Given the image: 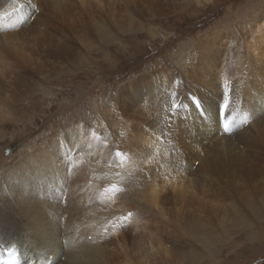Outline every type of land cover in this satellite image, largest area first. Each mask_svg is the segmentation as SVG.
<instances>
[{
    "label": "bare ground",
    "instance_id": "bare-ground-1",
    "mask_svg": "<svg viewBox=\"0 0 264 264\" xmlns=\"http://www.w3.org/2000/svg\"><path fill=\"white\" fill-rule=\"evenodd\" d=\"M191 1L200 3V0ZM129 2L133 4L128 6ZM171 4V9L180 10L175 2ZM165 9L161 0H0V141L10 134L14 124H29L31 107L47 108L45 105L52 95L50 83L56 81L50 82L49 75L69 69L61 64V59L67 66L77 63L78 68V62L84 65L88 60V65L93 63V58L97 61V53L108 59L113 44L126 50L127 35L135 30H146L155 38L158 30L139 22L136 13L154 17ZM244 16L249 18L250 14ZM239 26L237 22L235 29ZM219 28L225 32L223 38L228 37L231 29L224 23ZM212 35L210 30L199 39L205 47L214 45L211 50L191 47V40L178 56L129 82L116 99H109L107 105L111 107L106 114L117 115L115 124L120 122L125 130L120 142L126 150L131 146L133 154L124 149L125 153L118 156L111 144L98 135L90 119L88 124L86 119L68 120L64 126L52 123L50 128L55 135L49 134L35 149L19 151L7 160L0 153V251L19 244L22 264H196L198 261L221 264L218 260L223 258V252L243 243L228 242L223 236L220 247L210 248L203 234L200 244L207 252L191 245L194 251L186 244L181 246L182 250L175 251L165 246L168 242L159 233L165 218L182 232L193 235L203 232L206 220L201 213L207 206L212 207L222 232L232 231V235L237 232L239 239L241 235L252 242L256 238L264 242V226L260 222L264 217L261 214L264 191L260 193L252 188L241 194L224 178L230 169L243 172L253 181L256 179L255 170L245 165V151L233 137L247 143V148L256 142L259 155H253V159L264 163L261 137L264 127L256 126L254 118L248 129L255 136L250 138L242 133L248 129L240 131L239 122L246 115L243 105L264 108L261 36L257 32L246 34L247 42L234 50V45L218 43L222 38L210 41ZM68 40L76 47L68 45ZM76 48H81L84 55ZM242 56L247 59L244 68L250 70V75L245 84L236 80L238 83L232 89L229 87V92L225 89L229 81L224 83L219 73L229 74L230 67H224L239 65ZM178 73L185 82L184 90L178 95L184 107L173 112ZM36 83H40L38 88ZM241 89L244 95L238 92ZM129 92L133 95L128 96ZM191 93L196 102L203 104L205 117L199 115L201 110L189 99ZM150 96L153 99L149 105ZM223 101L228 104L227 110L225 106L223 110L225 123L220 118ZM182 124L188 129L191 126L189 130L196 134L186 135ZM226 125L231 134L225 133ZM99 126L104 130L109 127L105 121ZM194 165L196 177L202 174L210 181L215 177L223 185L215 187L218 190H207L200 177L188 172ZM125 182L139 189L146 186L140 196L150 207L151 215L141 205L133 210H130L132 205L112 206L115 196L121 202L125 200ZM113 185L120 191H109ZM212 193L221 201L232 203L233 218L224 219L220 213L222 207L215 206L214 200H206ZM258 196L260 201L256 205ZM241 202L244 207L239 209ZM123 210L133 212L127 231L117 224ZM245 211L249 215H243ZM255 215L257 218L253 219ZM227 222L229 229L225 226ZM177 257L182 262H177Z\"/></svg>",
    "mask_w": 264,
    "mask_h": 264
},
{
    "label": "rangeland",
    "instance_id": "rangeland-1",
    "mask_svg": "<svg viewBox=\"0 0 264 264\" xmlns=\"http://www.w3.org/2000/svg\"><path fill=\"white\" fill-rule=\"evenodd\" d=\"M161 2L163 3V5L166 6V9L161 14H159V16L144 17L139 12H137L135 16L137 20L140 19L139 22L142 21L147 26L158 30V34L155 38L151 37L150 33L146 30H135L131 33H128L127 35V43L124 44L126 46V50L123 49V46L122 48H118L116 45L113 44L112 47L109 48L110 53L108 52V59H106V57H103L102 53H97L95 56L97 61H94L93 58V63L88 65V60H86L84 65L78 62V68L77 63H74L72 65L70 64V66H67L68 63L65 60L61 59V64L64 65L66 68L68 67L69 69L64 70L62 72L51 73L49 75L50 82L54 81L55 79L56 81H54L52 84L50 83L52 95L50 96V101L47 102V104L45 105L47 108L45 109V107L39 106L31 107L29 110V124L21 125V123H16L14 124V127L10 128L11 135H4V137L0 141V153L5 156L2 159L7 160L8 156L15 155L19 151H25L26 149L33 150L35 149L34 147H37L39 145V142L41 143L47 138H49V134L55 135L54 133H52V129L50 128V125L52 123V125L57 124L64 126L68 125L66 124L68 123V120H71L73 122L77 119H83L84 121L86 119V124H88L90 120L93 121L90 124L95 127L98 135H101L103 141L106 144H111L110 146L113 147L114 150H116L114 152L123 154L125 153L126 148L123 144H121L120 140L122 135L125 134V130L120 127V122H118V124H115L118 120V117H116L117 115L114 114V112H111L109 115H107L106 111L108 107H111L107 105L109 99L111 97H114L116 99L119 96V91L124 86L128 85L129 82L155 71L160 66H163L166 62L168 63V61H170L169 59L178 56L180 51L185 48L188 44H190L191 40H193L190 44L191 47L200 46V49L206 52L211 50L214 45L210 47H205L199 42V39L206 33H208L210 30L213 31V35L209 38L210 41L222 38V40L218 43L234 45V50H236V47H238L239 44H241L242 42H247L246 34L257 32L261 36V47L264 48V0H200V3L191 0H161ZM173 2L176 3L175 6H178V8L180 9L179 11H174L170 8V5H172L171 3ZM132 4V2H129L128 6ZM243 14H250V17H242ZM237 22L240 23L241 26L235 29V24ZM223 23L229 28V30L231 29L230 32L226 35L228 37L225 36L226 38H223L225 32L219 28ZM147 26L145 28H147ZM68 41L69 43L66 42L68 45L70 44L76 47V45L72 41ZM177 49L179 52L177 51ZM76 50L80 52L81 48H76ZM81 53L83 54L84 52L81 51ZM236 60L237 62L239 61L238 58ZM229 61L230 60L227 56L226 63H229ZM246 62V57L242 56V59L240 60L241 65L236 64V67V65L234 64H227L224 67L225 69H228L230 67L229 70H227L229 74H225L224 72H222V74L219 73V75H221L220 78L224 83L229 81L226 84L228 87L225 88L228 89L229 92L230 88L234 87L235 83L237 84L239 80H241V82L245 84V79H247L246 77L250 75V70L248 72V70L244 68L245 65H247ZM172 67L179 70V68L176 66H171V68ZM237 69L240 70V72ZM236 80H238V82H236ZM176 81H178V84L175 87L176 91L174 92L173 105L174 103H177L181 106L179 108H175L174 105L172 110L173 112L176 110L181 111L184 107V101L182 102V98L178 95H180L181 91L184 90L185 82L182 80V76H180L179 73L178 80ZM179 82L182 83L179 84ZM36 84L38 88L40 83ZM238 92L240 94L242 92V94L244 95V91L242 89L238 90ZM116 95L118 96L116 97ZM132 95L129 92L128 96ZM176 98L178 100H176ZM121 99L122 101H125L124 98ZM152 99L153 97L150 96L148 99L149 101H147L149 105L151 104ZM189 99L191 100L192 104L198 109L199 105H201V112L199 115L205 117L207 113L203 107V104L196 102V100L192 96V93L189 95ZM104 103H106V105H104ZM111 104L113 105V103ZM119 104L122 107L120 102ZM225 108L227 110L228 104H225ZM243 108H245L243 114L246 115L240 118V131L243 129L250 128L254 118L256 126H259L260 128L264 127V125H262L264 124L263 107L256 106V108H254L251 106L243 105ZM260 108L263 109L259 110ZM44 110H46L47 112L44 113ZM130 120H132L134 123L138 122L134 121L131 118ZM101 121H105L109 125L107 130L100 128L99 125ZM259 121L261 125L259 124ZM225 122L226 119H224V123ZM27 125H29V128L27 127L26 129ZM181 126L186 128L185 130L182 128L186 135L196 134L195 131L189 130L191 126H189V129L187 128L188 126H185V124H182ZM168 130L169 128H167L165 132H167ZM242 133L245 135H250V138L255 136L252 133V130L250 129L244 130ZM126 135L128 134L126 133ZM261 137L262 139H264V135H261ZM238 138L239 137H233L232 139L234 140V142L237 143L240 149L245 151V165L247 166V168H253L255 170L256 179L253 181L250 176L244 174L243 172L234 170L232 171L230 169H228V172H225L226 174L224 173L225 176H223L225 180L227 179V183L230 184L231 188H233L234 191L241 192L242 194L246 191H249V189L251 190L252 188H255L259 189V192L261 193L264 191V165H262L264 163L260 164V160L253 159V155H259L258 145L255 142L252 148H247V146H245L247 143H242L241 140ZM14 148L17 149L14 152L11 151ZM130 149H132L131 146L126 151H128L130 154H133L131 153L132 150L130 151ZM8 150L13 153L10 154ZM195 165L198 166L197 164ZM195 165L192 171H195L196 173L188 171L190 173H194V177H196V174H198L195 170ZM187 176L189 175L187 174ZM196 178H198L201 181L200 183L203 184V186L206 187L209 191L213 190V188L215 190H218L215 187L219 186V184L220 187L223 185V183H221L215 177L210 181L209 177L205 178L204 175L199 174ZM128 184L129 182H125V187L123 189V192L127 193V196H125V200L121 202L120 198L115 199V196L112 201V203L114 202V205L112 206L118 208L123 206L124 204L126 206L132 205L130 206V210H133L134 206L141 205L145 212H149L150 214V207L142 201V197L140 196L142 195V190H144L143 187L146 188V186L140 187L141 189H139L134 185L132 186V183L131 186H128ZM118 194H120V192ZM208 198L209 200H214L216 202L215 206L220 205L222 207L220 213L224 219L230 220V218L234 217L235 209L232 207V203H230L229 201H221L220 199L214 197L213 193L209 197H207L206 200ZM255 201H257L256 205H259V196L257 199H255ZM241 207H244L242 202L241 205H239V209ZM211 208L207 206L205 212L201 213L202 216H204V219L206 220V227L203 232L196 235L190 234L188 232H182L179 229L178 225H175L173 223L171 224V220H169V218H165V223H162V225L159 226L160 235L162 236V238H164L166 242H168L165 243V246L167 248L177 251L178 249L182 250L181 246L186 244L189 246L190 249L194 251H196V249H193L191 245H194L195 247H199L206 251L205 248L200 244L201 237L203 234L206 235L207 245L210 248H214L216 246L217 248L220 247V242L224 241L225 237V239H228V242H233L234 240H236L241 244L243 243V245H235V248L232 251L223 252V258L219 257L218 260L221 264H264V242L260 241L258 238L254 239L252 242L250 240L243 239L241 235L239 239V234H237V232L233 235L232 231L228 234L222 232V230H220V227L217 226V222L219 220L216 221V218L212 213ZM261 211H263L261 213L263 214V207ZM129 213L132 214L133 212L123 210L120 213L119 221L117 222V224L123 226V230L125 229L126 231L129 228L131 218V215L129 216ZM243 215L249 214L247 211H245L243 212ZM256 218L257 217L255 215L253 219ZM160 220L161 218H159V221ZM260 222L264 226V217H262V220H260ZM225 226L227 227V229L230 228L228 222ZM129 232L133 233V231ZM176 261L182 262V259L180 257H177ZM196 264L210 263H208L207 261H198V263Z\"/></svg>",
    "mask_w": 264,
    "mask_h": 264
},
{
    "label": "snow or ice",
    "instance_id": "snow-or-ice-1",
    "mask_svg": "<svg viewBox=\"0 0 264 264\" xmlns=\"http://www.w3.org/2000/svg\"><path fill=\"white\" fill-rule=\"evenodd\" d=\"M225 87H227V85H225ZM174 105H175L176 108H179L181 106V105H178V104H174ZM225 127H226V130H227L228 126L226 125ZM117 155L119 156V155H121V153H117ZM109 191L117 192V191H120V189L117 186L113 185L112 188ZM130 215H131V213H129V216Z\"/></svg>",
    "mask_w": 264,
    "mask_h": 264
}]
</instances>
